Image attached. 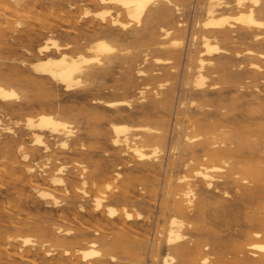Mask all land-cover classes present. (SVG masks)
I'll list each match as a JSON object with an SVG mask.
<instances>
[{
  "label": "rangeland",
  "instance_id": "1",
  "mask_svg": "<svg viewBox=\"0 0 264 264\" xmlns=\"http://www.w3.org/2000/svg\"><path fill=\"white\" fill-rule=\"evenodd\" d=\"M21 1L22 5L18 8V11H25H17L15 15L12 11L4 9V4H12V0H0V9H2L0 11V81L5 85L14 86L19 90L21 87L28 86V91L21 96L19 101L20 104L19 102H15L18 106L14 104V102H10L8 104L0 103V156H3L2 158L0 157V182L3 181L0 183V264H20L17 257L10 256V258H8L4 254V250L8 249V251L12 252L14 248L19 245L20 240L14 239V236L20 234L17 233V230L19 231V229H23L22 231L20 230L22 235H35V232L31 228L29 229L26 227L27 224L25 223L31 224L36 222L42 224L43 226H49L51 223H56L57 225H61L63 227L67 226L66 228L70 227L76 230L79 227V222H83L84 225L91 227L96 225L102 226V223L105 222L107 219L105 214L92 212V201L89 197L83 199L79 195L73 196V186L79 182L78 176L75 175L77 173L75 172L76 169L79 168L78 164L75 163L76 161L85 164L89 173L91 172L92 174H95V172L99 171V176H96L98 179H101L105 174H113L114 169L121 172L122 176L120 177V182H122L119 183V185L121 184L120 187H122V185H127L132 195V198L129 201V209L134 210L136 208L144 214V218L141 220L127 221L125 227L136 232L137 236L145 243L151 241V235L155 227L158 230L163 224H165L169 215L173 213V210L169 208L167 209L168 211L166 209L163 210L161 206L167 179L170 176L173 181L176 182L175 185H173V188L174 190H177L180 188V185L184 184V182H178L177 178L181 176L182 173L192 174L193 172L191 169L199 160L202 159L201 154L203 151H201V149L197 150L194 155H191L189 152L185 153L179 150L176 152L177 154L174 153L175 156L173 157L172 151L170 150V152L169 149L174 144L176 136L181 132V129L177 127V124L181 121V117L185 118L184 114H187L186 119L189 118V120L182 121L181 123L183 126H187L190 120H194L198 116H201V113L198 111L199 105L203 106L205 104L206 106H209V111L223 114L221 116H216V114L213 113L212 116L207 118L208 120L220 119L219 121L222 119L226 125L225 140H231L233 142L231 153L227 154V157H229L230 161L235 164V169L232 178L226 177L227 167L224 172L219 173L221 175L216 179L217 189L214 188L211 192H205L204 189H201L203 184L198 180H195L197 181L196 183L199 185L200 189L196 191V198H193V204L191 205L193 208L191 212L193 213H191L188 217L191 222V226L186 225L184 228V231L188 236L185 244L188 245L190 249L187 259L193 260L197 258L196 260L200 263V257L207 255L208 262L206 264H234V261L239 258V254H236L235 248H237V246L243 242L245 238L244 232L246 230L245 224L247 214L255 208V204H249L247 198L242 194V189H237V181H242V171L245 166L254 168L259 164V162L253 158L252 154H250L252 147L250 145L248 146L247 142L256 139L258 134L257 124H264V119H255L257 115L264 112V105H260L261 102H264L262 101L264 100V57L258 56V52H264V43H258L257 41H253L251 38V35L258 29L255 28L254 30L247 31L239 27L238 24L234 23V31L230 33L231 38L218 40L219 46L226 49V51H224V58H214L213 63L211 65H207L204 69V74L208 77L204 88L209 89L212 84H215V87L209 90L207 97L203 98L198 92H196L190 83L187 87L185 82L189 81L195 73V55L197 50L201 49L199 41H197L194 45L192 44L193 42L190 39V33L196 29L195 19H203V10L201 5L204 0H178V2L185 7L181 14L172 12L166 17H161L155 20L146 21L144 19L141 26H136V24L133 23L126 30L118 29L117 32L121 39L116 42L108 30L93 31L92 27H87L89 24L98 23L99 19H95L93 16L80 17L84 7H89L90 9L92 8V11L98 9V7L91 3L90 0ZM65 1L66 3H64ZM68 2L69 4L74 3L76 5V8L71 9L70 12ZM192 3H196V10L194 12H191L192 10L190 9ZM3 10L4 13L2 12ZM25 12H27V14ZM33 12L34 14H32ZM235 12V10L228 11L230 14H235ZM51 13L54 14V17L51 16ZM12 14H14V17ZM30 14V18H33L36 14L39 15V17L34 16L37 20L35 18L30 19ZM68 14H75L74 16L76 21L74 22L73 20L68 19ZM8 15L12 17H9ZM60 15H63V19ZM22 16L25 18L23 19ZM15 18H17V21L14 24ZM45 20L46 22H44ZM122 20L125 21L126 19L122 18ZM178 21L182 23L184 22L182 26L183 31L174 30V33L170 37L162 38L161 33L159 32V26L174 28ZM166 24L168 25L165 26ZM9 25L10 28H7ZM68 28L71 30L69 31ZM186 31L188 32L186 33ZM133 35H136L137 38L132 39L131 37H133ZM48 36L57 38L61 44H65L75 37L83 36L85 39V45L90 44L97 38H106L117 45L128 48L129 53L119 55L111 65L91 63L89 67L92 69H103L101 76L99 78L83 81V83L79 86L80 88L77 87L75 90L67 92L63 90L61 86L55 85L50 79L34 73L30 68V63L37 58V46L42 44L44 39ZM127 36H129L128 39L126 38ZM172 37H181L183 39V44L178 50L174 48H159V43L167 44L166 42L170 41ZM248 48L254 50V55L246 53ZM236 52H239L240 55H236ZM144 53H147L148 57L146 63H142ZM155 57L170 59L171 62L157 63L154 61ZM21 59L25 61L24 65L26 66H24L23 63H20L19 60ZM103 61L105 60L102 59V62ZM251 62L257 63L261 66L262 70L252 67L250 64ZM139 63L141 64L139 65ZM138 68L145 71L147 75H138ZM189 68H191V70ZM254 68L256 71L260 70L261 75L254 74V76ZM158 83H163V86H160ZM145 84H149L150 87L146 89L145 97L142 100V98L139 97L140 94H138V90ZM158 86L159 88H157ZM238 90L240 91L238 92ZM156 92H159L160 96L164 97L166 101V103L164 102L156 105L157 107L151 104V100L156 97ZM232 92H235V94ZM257 95H259V97H257ZM58 96L59 98H57ZM245 96L246 98L248 96L249 97L244 99ZM28 98L30 100H28ZM94 99H101L103 102L119 99H131V105L129 107L124 106V109H122L124 111H116L113 108L105 106V103H99L98 101L97 103H94ZM24 100H27L28 102ZM191 100L195 101L194 105L190 104ZM183 102L185 103L182 107L181 103ZM31 106L32 108H30ZM43 111H51L55 114L57 113L59 117L72 122L73 128L76 130V136L69 140V148L64 149L60 147L58 145L59 139H51L48 135H45V139L50 145L51 149L49 151L43 152L40 147L35 149L34 146L30 145L32 137L30 131L24 124L25 116L30 114L36 115L37 113ZM15 113L19 114L15 115ZM84 115L86 116V119H84ZM81 118L86 121H83ZM248 119H253L254 123L247 122L248 124L245 125L238 124L243 120L246 122ZM88 121L93 123L90 125V122ZM111 122H124L130 125L147 123L154 126H162V129L167 136L165 135L164 139V152L159 156L161 166L155 167V174H147V172L141 169L142 167L139 165L140 162H138L133 156H124L120 153L118 148L116 149V147L112 146L110 139ZM88 123L91 127L90 130H88ZM92 127L94 129H92ZM169 136L170 138H168ZM167 138L169 139L168 144ZM21 142L24 143V145L26 144L25 148L28 151L32 152L30 161H23L20 155L21 152L17 151V144ZM101 148L103 150H101ZM112 149L116 150V152ZM261 155L264 156V154ZM32 156L35 157L33 158ZM191 157L195 158L193 164L189 166L188 169H184L182 166L183 162L187 161ZM39 158L41 161H39ZM47 158H49V160H47ZM171 162H173V164H171ZM202 162H205V160H202ZM43 163H47V165L49 164L48 167L44 168V172L41 171L40 167ZM94 163H96V165ZM24 164H31L35 167V174L37 175L38 182L41 184L40 186L46 189L51 188V190H54L60 202L59 206L55 207L50 204L47 205L39 199L36 191L28 183L25 174L21 171L20 167L24 166ZM59 164L68 165L66 168V174L63 176L67 182L66 186L70 190L69 193H67L62 186H54L49 181L48 176ZM118 166H121V168H118ZM15 169H17V171ZM127 177H130V179ZM225 191L228 192L227 195L225 194ZM149 193L151 194L149 195ZM201 193L203 201L200 203V206L202 207L200 213H203L200 214L197 212L196 204ZM152 194L154 196H152ZM79 203H83L85 209H80L78 207ZM183 203H185V201ZM7 204L11 205V207H8ZM110 204H115L114 206L116 207L121 206L120 202H111ZM155 205H157V209L154 207ZM150 206H153L151 207L153 209H150ZM20 209L22 210V213H20ZM154 212L156 215L153 214ZM201 216L203 218L206 217V219H203ZM10 219H14L12 221L13 223ZM18 220H23L25 222H20ZM44 223H46V225ZM126 228L119 230L118 227L110 224V228L107 229V234L110 238L113 237L112 239H120L123 236L122 234L126 233ZM91 233L92 231H88L84 236L78 237V240H82L83 238L90 239L92 237ZM115 234L117 236H115ZM191 236H195L193 240ZM70 242H73V240ZM204 244H208L209 248L207 250H199V247H202ZM138 248L141 252L139 255V264H152L149 254H147L145 250L146 244H142L140 247L138 245L129 246L126 252L117 251L118 256L120 257V264H135L134 261H132V258ZM164 250L165 246L162 243V247L158 255L159 264L163 254L165 253L162 252ZM197 252H199V254H197ZM126 254L132 256L126 258ZM170 264H180V262Z\"/></svg>",
  "mask_w": 264,
  "mask_h": 264
},
{
  "label": "bare ground",
  "instance_id": "2",
  "mask_svg": "<svg viewBox=\"0 0 264 264\" xmlns=\"http://www.w3.org/2000/svg\"><path fill=\"white\" fill-rule=\"evenodd\" d=\"M12 2H13L12 4L5 3L4 9L7 11H12L16 15L18 8L22 5V1L12 0ZM90 2L93 3L96 7H98V9L92 11L91 10L92 8L90 9L89 7H84L80 17L93 16L95 19L96 18L99 19L98 23L89 24L87 27H92L93 31L108 30L110 34L113 36V38L115 39V42L121 39L120 35L117 32L118 29L126 30L133 23H135L136 26H141L142 21L144 19L146 21L155 20L161 17H166L170 15L172 12L181 14L182 10L185 8L181 3L178 2V0H90ZM64 3H66V1ZM192 4L190 6V9L192 10L191 12H194L196 10V3H194L193 5ZM69 8H70L69 10L70 12L71 9L76 8V5L74 3H71L69 4ZM201 8L203 10V19H199V20L195 19L196 29L194 31H191L190 33V39L193 42L192 44L194 45L197 41H199L201 49L197 50L196 55H195V68H196L195 73L193 74V77L190 78L189 81L185 82V84L187 86L190 83L191 86L196 90V92H198L203 98H205L207 97L209 90L215 87V84H212L209 89L204 88L205 82L208 78L207 75L204 74V69L206 68L207 65H211L213 63L214 58L215 59L224 58V51H226V49L219 46L218 40H224V39L231 38L230 33L234 31L233 30L234 23L238 24L239 27L247 31L254 30L255 28L258 29L255 33L251 35V38L253 41H257L258 43H264V31H262L264 30V0H231V1L230 0H204L203 4L201 5ZM1 10L2 9H0V11ZM229 10H235L236 12L235 14H230L228 13ZM23 11L25 10H22L20 12H23ZM2 12L4 13V10ZM25 13L27 14V12ZM14 14H12V16ZM32 14H34V12ZM51 14H52L51 16L54 15L53 13ZM74 15L68 14L67 17L68 19L73 20L75 22L76 18ZM12 16H9V17H12ZM34 16L39 17V15L37 14ZM34 16L33 18H30L31 17V14H30L29 18L34 19L35 18ZM22 18L24 19L25 17L22 16ZM122 18L126 20L123 21ZM16 21H17V18H15L14 24ZM44 22H46V20ZM183 23L178 21L174 28H166L164 26H159L160 27L159 32L161 33L162 38L170 37L174 33V30L183 31L182 29ZM26 25L28 24L26 23ZM167 25L168 24H166L165 26ZM7 28H10V25ZM70 30L71 29H69V31ZM187 32L188 31H186V33ZM0 35H1V31H0ZM126 38L128 39L129 36H127ZM131 38L136 39L137 37L136 35H133V37ZM84 40H85L84 37L80 36V37H75L74 39H72L69 42H66L65 44H61L57 38H53L51 36L46 37L43 43L38 45L36 48L37 58L34 59L30 63L31 70L40 76L50 79L55 85L61 86L63 90L67 92H71L75 90L77 87H79L83 83V81L99 78L101 76V72L103 69L102 68L92 69L89 67L91 63H98L101 65L102 64L111 65L112 63H114L115 59L118 58L119 55H124L125 53H129L128 48L117 45L116 43L111 42L110 40L106 38H97L96 40L92 41L90 44H87V45L84 44ZM168 42H166L167 44L159 43V48H163V49L164 48H174L178 50L183 44V39L181 37H172L170 41ZM246 53L250 55H254L255 52L253 49L248 48L246 50ZM236 55H240L239 52H236ZM258 56L264 57V52H258ZM102 59H104L105 61L102 62ZM147 59H148L147 53H144L143 58H142V63H146ZM19 61L20 63H23L24 65V62H25L24 60L21 59ZM154 61L157 63L171 62L170 59H162L159 57H155ZM140 64L141 63H139V65ZM250 64L252 67L262 70L261 66H259L257 63L251 62ZM255 68H254L253 75L254 74L261 75L260 70L256 71ZM189 69L191 70V68ZM137 74L143 75V76L147 75L145 71L139 68L137 69ZM158 84L160 86H163V83H158ZM28 85H31V84H28ZM27 87L25 86L21 87V89L19 90L15 88L14 86L5 85L4 83L0 81V103L8 104L10 102H14V104H16L15 102L20 101L22 94H25V92L28 91ZM149 87H150L149 84H145L143 87L139 88L138 94H140L139 97L142 98V100L145 97L146 89H148ZM157 88H159V86ZM239 91L240 90H238V92ZM28 93H31V92H28ZM233 94H235V92ZM246 96L244 99H247L249 97L248 96L246 98ZM257 97H259V95H257ZM57 98H59V96ZM28 100L30 99L28 98ZM24 101L28 102L27 100H24ZM97 101L99 103H105V106L109 108H113L116 111H120L124 109V106L129 107L131 105V99L110 100V101H104V102L101 99L93 100L94 103H97ZM164 102L166 103L164 97H161L159 92H156V97H154L151 100V104L154 106L160 103H164ZM184 103L185 102L181 103L182 107L184 106ZM194 103H195L194 100L190 101L191 105H194ZM262 103L264 102H261L260 105H264ZM205 107H207L208 109ZM30 108H32V106ZM198 111L201 113V116H198L194 120H190L187 126H183L181 124L182 121L189 120V118L186 119L187 114H184L185 118L181 117V121L177 124V127L181 129V132L176 136L174 140V144L170 147L169 151L170 150L172 151V154L174 157L175 156L174 153H176L179 150L185 153L189 152L191 153V155H194L197 152V150L201 149V151H203L202 154L200 153L202 159L199 160L196 163V165H194V167L191 169L193 172L192 174L182 173V175L177 178L178 182L179 181L184 182V184L180 185L179 186L180 188H178L177 190H174L173 188L174 187L173 185H175L176 182H174L170 176L167 179L166 187L164 189L163 202L161 203V206L163 210L164 209L167 210L168 208L173 210V213H171L167 219L165 218L166 219L165 224H163L158 230L156 227L154 230L152 229L153 233L151 235V241H149L148 243L147 242L145 243L142 239H140L137 236L136 232L132 231L130 228L125 227L127 221L141 220L144 218V214L142 213V211L136 208L134 210L129 209V201L132 198V195L127 185H122V187H120L121 184L119 185V183L122 182V181L120 182V177L122 176L121 172H119L117 169H114L113 174H109V175L105 174L102 176L101 179H98L96 176H99L100 174L99 171L95 172V174H92L91 172L89 173L88 168L85 164L76 161L75 163L78 164L79 168L76 169L75 172L77 173L75 175L78 176L79 182L73 186L74 187L72 190L73 196L79 195L83 199L88 198V197L91 199L92 212L105 214L107 217L105 222L102 223V226L96 225V226L91 227V226L84 225L83 222H79L78 229L74 230L73 228H70V227L66 228L67 226L63 227L61 225H57L56 223H51L49 224V226H47L46 223H44L46 226H43L42 224H39L36 222L31 223V224L25 223L27 224L26 227H28L29 229L31 228L35 232V235L33 236L22 235L21 234L22 232H20V230L22 231L23 229H19V231L17 230V233H20V234L14 236V239L20 240L19 245L15 247L12 252L8 251V249L4 250V254L8 258H10V256L17 257L19 259L20 264H120L121 263L119 261L120 257L118 256L117 251L126 252L129 246L138 245L140 247V245L146 244L145 250H146V253L149 254L152 264H159L158 255L160 253L162 243H163L166 251L165 250L162 251L165 253L162 256L160 264H170V263H178V262H180V264H206L208 262L207 255H203L200 257L199 259L200 263L198 262V260H196L197 258L193 260H188L187 255H189L188 252L190 249L188 245L185 244L188 236L185 233L184 228L186 227V225L191 226V222L188 219V217L191 213H193L191 212V210H193V208L191 207V205L193 204V198H196V191L200 189L199 185L196 183L197 181L195 180H198L199 182L203 184V187L201 189H204L205 192H211V190L217 187L216 179L217 177L221 175L219 173L224 172L226 167L228 168L226 177L232 178V175L234 174L235 164H233L232 161H230V158L227 157V154L231 153L233 142L231 140L229 141L225 140L226 125L224 124L223 120L222 119L221 121H219L220 119L219 120H215V119L208 120L207 117L212 116L214 112L209 111V106H206V104L203 106L199 105ZM16 114H19V113H15V115ZM67 114H70V113H67ZM214 114H216V116L223 115L222 113H217V112ZM261 118L264 119V112L260 113L259 115H257V117H255V119H261ZM84 119H86V116ZM83 121H86V120H83ZM253 121H254L253 119H248L246 120V122L245 120H243L238 124L245 125V124H248L249 122L254 123ZM91 123L93 122H90V125ZM24 124L31 133L32 139L30 141V145L34 146L35 149H38V147H40L43 152H47L51 149L50 145L45 139V135L50 136L51 139H54V138L59 139L58 145L64 149L69 148V140H71L73 137L76 136V130L73 128L72 122L65 118L59 117L57 113L55 114V113H52L51 111L50 112H46V111L39 112L36 115H31V114L26 115L24 119ZM0 125H1V119H0ZM88 126H89V123H88ZM90 129L91 127L89 126L88 130ZM92 129L94 128L92 127ZM257 131H258V134H257L256 139L253 141L247 142V143H248V146L250 145L252 147L250 154H252L253 158H255L257 162H259V164L254 168H249L245 166L244 170L242 171V177H241L242 183L240 181H237L238 182L237 189H242V194L247 198L249 204L251 205L255 204V208L249 214H247V219H246V224H245L246 230L244 232L245 238H244V241L241 242L237 246V248H235L236 254L237 255L239 254V258L234 261V264H264V156L261 155V154H264V124L258 123ZM110 132H111L110 139H111L112 146L116 147V149L118 148V150H120V153H122V155L124 156L125 155L127 157L130 155L133 156L138 162H140L139 165H141L142 167L141 169L147 172V174H151V173L155 174V167L161 166V163L159 162V156L164 152V147H165L164 139H165L166 134L164 130L162 129L161 125L154 126V125H150L147 123L130 125L124 122H117V123L111 122ZM168 138H170V136ZM168 143H169V139H168L167 144ZM25 145L24 143L21 142L17 144L16 148H17V151L21 152L20 155L23 161H28V160L30 161L32 152L28 151L25 148ZM101 150L103 149L101 148ZM113 151L116 152V150H113ZM47 160H49V158H47ZM194 160L195 158L191 157L187 161H184L182 164L183 168L188 169V167L193 164ZM202 160H205V162H202ZM39 161H41V159ZM94 164L96 165V163ZM171 164H173V162H171ZM48 165L47 163H43L40 166L41 171L44 172V168L48 167ZM67 167H68L67 164L57 165L54 168L53 172L48 176V178L52 185L62 186L63 189L67 193H69L70 190L67 188L66 186L67 182H66L65 177L63 176L66 174ZM20 168L23 174H25V177L27 178L28 183L33 187V189L36 191L37 196L39 197V199H41L43 203L47 205L50 204L55 207L60 205L59 204L60 202L54 190H51V188L46 189L40 186L41 184L38 182L37 175L35 174L36 169L33 165L24 164V166ZM118 168H121V166H118ZM15 170L17 171V169ZM67 173H70V172H67ZM127 178L130 179V177H127ZM151 193H149V195ZM225 194L227 195L228 192L225 191ZM152 196L154 195L152 194ZM184 201L185 203H183ZM202 201H203V198H202V193H201L199 196V200L197 202L198 205L196 204L198 213H200V211L202 210L201 209L202 207L200 206V203H202ZM111 202H120L121 206L116 207L114 206L115 204L114 205L110 204ZM9 206L11 207V205H8V207ZM78 207L80 209H85L83 203H79ZM151 207L153 206H150L149 208L153 209ZM154 207L156 208L157 205H155ZM21 211L22 210L20 209V213H22ZM153 214H155V212ZM204 218L206 219V217ZM13 220H11V222ZM110 224L115 225L116 227L119 228V230H123L126 228L127 231H125L126 233L122 234L123 236L121 238L119 237L120 239H112L113 237L110 238L107 234V229L110 228ZM16 229H17V226H16ZM88 231H92L91 233L92 237L90 239L83 238L82 240H78V237L84 236ZM115 236L117 235L115 234ZM194 237L191 236L192 240ZM72 240L73 242H70ZM59 248L61 249V251ZM208 248H209L208 244H204L202 247H199V250H207ZM140 254L141 252H140V249L138 248V250L134 253L133 258H132V261H134L135 264L140 263V259H139ZM197 254H199V252H197ZM131 256L132 255L126 254L125 257L129 258ZM4 264H7V263H4Z\"/></svg>",
  "mask_w": 264,
  "mask_h": 264
}]
</instances>
